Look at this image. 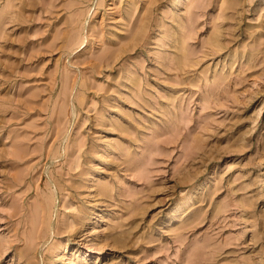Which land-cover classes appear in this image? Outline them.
Returning <instances> with one entry per match:
<instances>
[{
  "label": "rangeland",
  "instance_id": "obj_1",
  "mask_svg": "<svg viewBox=\"0 0 264 264\" xmlns=\"http://www.w3.org/2000/svg\"><path fill=\"white\" fill-rule=\"evenodd\" d=\"M0 264H264V0H0Z\"/></svg>",
  "mask_w": 264,
  "mask_h": 264
},
{
  "label": "bare ground",
  "instance_id": "obj_2",
  "mask_svg": "<svg viewBox=\"0 0 264 264\" xmlns=\"http://www.w3.org/2000/svg\"><path fill=\"white\" fill-rule=\"evenodd\" d=\"M177 2H178V0H177Z\"/></svg>",
  "mask_w": 264,
  "mask_h": 264
}]
</instances>
